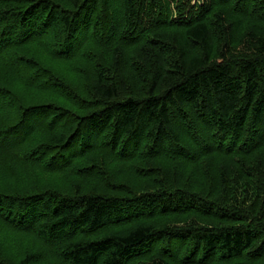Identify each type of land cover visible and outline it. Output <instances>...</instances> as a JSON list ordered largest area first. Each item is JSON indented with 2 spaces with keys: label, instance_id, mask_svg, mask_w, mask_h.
Listing matches in <instances>:
<instances>
[{
  "label": "trees",
  "instance_id": "obj_1",
  "mask_svg": "<svg viewBox=\"0 0 264 264\" xmlns=\"http://www.w3.org/2000/svg\"><path fill=\"white\" fill-rule=\"evenodd\" d=\"M28 237L0 264H264V0H0V241Z\"/></svg>",
  "mask_w": 264,
  "mask_h": 264
},
{
  "label": "rangeland",
  "instance_id": "obj_2",
  "mask_svg": "<svg viewBox=\"0 0 264 264\" xmlns=\"http://www.w3.org/2000/svg\"><path fill=\"white\" fill-rule=\"evenodd\" d=\"M32 240L35 239L32 237H28V238H23L19 240L20 242L16 243L15 241L10 239H4L0 241V248H2V250H4L7 254L14 253L16 255H19V256H15L16 260H18L21 258V255L27 250H35L37 248V245L33 246L34 243ZM28 241L31 242L28 243Z\"/></svg>",
  "mask_w": 264,
  "mask_h": 264
}]
</instances>
